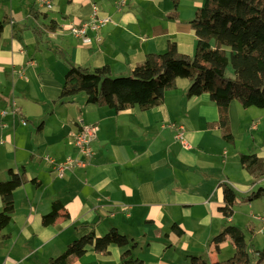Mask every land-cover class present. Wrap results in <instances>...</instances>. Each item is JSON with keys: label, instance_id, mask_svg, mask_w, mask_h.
<instances>
[{"label": "crops", "instance_id": "1", "mask_svg": "<svg viewBox=\"0 0 264 264\" xmlns=\"http://www.w3.org/2000/svg\"><path fill=\"white\" fill-rule=\"evenodd\" d=\"M52 2L53 8L45 9L37 0H0V21H5L0 35V181L10 178V169L27 180L14 191L15 211L0 234V264H48L74 239L92 229L102 235L112 226L137 241L132 255L142 264H190L188 256L198 254L210 263L224 260L220 252L230 238L219 250L212 242L228 221L219 210L223 184L234 188L237 202L238 193L249 198L264 187V177L255 181L242 165L240 153L246 152L238 146L263 124L264 108L242 109L233 101L234 141L228 142L219 126L210 125L219 119L217 104L209 94L187 97L190 79L184 77L165 91L162 104L147 110L135 105L116 111L86 103L84 93L55 104L68 62L90 70L109 65L113 76H122L148 54L166 51L170 42L192 56L197 35L191 20L204 0H128L121 9L116 0ZM95 6L111 22L99 31L88 29L91 43L85 44L69 27L89 20ZM13 102L17 114L11 111ZM32 105L46 108L47 116L32 114ZM250 115L259 120H249ZM30 117L37 124L42 120L36 131L28 128L34 124ZM81 121L99 127L95 153L85 167L59 178L43 156L85 159L73 139ZM171 123L184 127L190 147L177 139ZM258 154L264 159V150ZM257 200L264 196L247 201L252 207ZM55 201L63 208L55 224L45 226L42 217ZM263 212H251L254 222ZM229 221L235 224V212ZM175 223L182 235L172 229ZM141 243L147 248L143 256L135 253ZM126 248L111 245L105 254L89 246L71 264H122ZM177 250L185 260L177 255L165 260Z\"/></svg>", "mask_w": 264, "mask_h": 264}, {"label": "trees", "instance_id": "2", "mask_svg": "<svg viewBox=\"0 0 264 264\" xmlns=\"http://www.w3.org/2000/svg\"><path fill=\"white\" fill-rule=\"evenodd\" d=\"M191 25L197 35L192 56L180 53L176 43L170 42L166 51L148 54L129 75L113 76L109 65L90 70L68 62L61 93L55 104L68 103L77 94L84 93L86 103L108 106L116 111L135 105L147 110L162 104L165 91L176 86L177 78L184 77L190 79L187 97L209 94L217 104L219 119L210 125L219 126L223 130L224 139L233 142L229 116L232 101L238 100L245 108H264V0H204L191 20ZM4 26L5 21H0V35ZM229 65L234 70V78L226 75ZM240 158L255 181L264 177V159L257 153H240ZM9 173V179L0 181L3 203L0 210V234L11 222L15 211L14 191L27 181L24 174L12 169ZM223 192L224 205L219 210L228 221L212 242L219 250L220 244L230 238L234 252L229 258L214 263L200 254L189 255L190 264H264V248L257 249L256 257L252 260L244 230L229 221L237 204L234 188L224 183ZM262 196L264 187L260 186L252 191L247 200ZM61 206V202L53 203V209L42 217L43 225L55 224L63 208ZM63 216L68 217V212ZM172 229L179 235L184 232L176 223ZM111 245L129 246L122 253V264H142L143 260L132 255L137 241L116 226L102 235L92 229L74 239L48 264H71L72 259L83 256L89 246L107 254Z\"/></svg>", "mask_w": 264, "mask_h": 264}, {"label": "built area", "instance_id": "3", "mask_svg": "<svg viewBox=\"0 0 264 264\" xmlns=\"http://www.w3.org/2000/svg\"><path fill=\"white\" fill-rule=\"evenodd\" d=\"M128 0H116L117 7L121 9L124 5L127 4ZM38 5L41 8L52 9L53 2L52 0H37ZM111 22L110 17L105 16L102 17L99 15L98 9L93 11L92 16L89 20L83 21L78 25H71L69 27L70 32L77 38H81L83 43L90 44L91 38L88 36V29H92L94 31H99L103 26L107 25ZM100 41V38H98ZM11 111L14 114L20 112V109L16 105L15 102L12 103ZM8 113L7 110L2 111V115H6ZM22 124L26 125L28 123L26 118L21 119ZM172 128L176 129V137L181 141L184 147H190V144L185 139L184 127L182 125H177L175 123H171ZM80 128L73 134V139L76 147L79 152L85 157V159H78L72 156H67L64 159H58L56 156L52 154H45L43 159L49 165L50 169L56 173V176L59 178H63L67 171L76 167H85L87 165L88 159L93 157L94 155V147L93 142L97 137V132L99 127L94 124H85L83 121L80 122ZM257 220L260 221L264 225V212L258 213L255 215Z\"/></svg>", "mask_w": 264, "mask_h": 264}, {"label": "rangeland", "instance_id": "4", "mask_svg": "<svg viewBox=\"0 0 264 264\" xmlns=\"http://www.w3.org/2000/svg\"><path fill=\"white\" fill-rule=\"evenodd\" d=\"M39 58L42 60H45L44 57L42 58L40 54H39ZM226 75L231 78L235 77V73L231 65L228 66L226 70ZM234 101L237 103L239 107L243 109L242 104L238 100H234ZM30 112L32 114L36 113V114H43V116H47V109L39 105L38 106L32 105ZM249 118H250L249 120H252V119L259 120L257 115H250ZM31 119L34 121L35 126L32 123L30 124L28 128H30V130L35 129L36 131L38 128V125L42 122V120L39 121L37 124L36 120H34L33 118ZM258 127H259L258 129L252 130L250 132V135H247L246 138L249 139L248 141H245L246 138L238 141V146L242 148L243 151L248 154H252V153L258 154L260 152H263L264 150V121H263V124ZM18 129L21 130L20 127H18ZM252 135H254L256 138L253 139ZM238 198H239L238 199L239 202H237V204H235V207H234L235 208V221L234 222L236 225H238L244 230L247 241L249 243V251H250L251 259L254 260L256 257V252H255L256 249L264 248V225L258 220L254 222V220L251 217V212L252 211L253 212L263 211L264 210V200H257L255 201V203L252 204V207H250L247 201L248 195H245V193L240 192L238 193ZM253 223H255V231L251 229V225ZM144 246L145 245H142L141 243V246L135 250V253L139 254L140 256H143L147 250V248ZM233 251H234V248L230 242V244H228L227 246H224L221 249L220 255L226 259L233 254L232 253ZM176 255L180 257L179 258L180 260H185L186 258L184 254L181 253V251L177 250L176 252L169 254L165 260H169L172 256H176Z\"/></svg>", "mask_w": 264, "mask_h": 264}]
</instances>
